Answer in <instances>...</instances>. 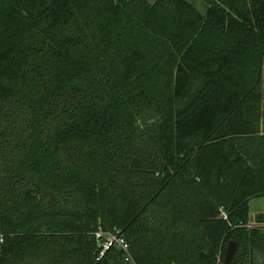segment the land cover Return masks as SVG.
I'll return each instance as SVG.
<instances>
[{"label": "trees", "instance_id": "16d2710c", "mask_svg": "<svg viewBox=\"0 0 264 264\" xmlns=\"http://www.w3.org/2000/svg\"><path fill=\"white\" fill-rule=\"evenodd\" d=\"M202 1L0 0V264H264V0Z\"/></svg>", "mask_w": 264, "mask_h": 264}, {"label": "built area", "instance_id": "2783aa9c", "mask_svg": "<svg viewBox=\"0 0 264 264\" xmlns=\"http://www.w3.org/2000/svg\"><path fill=\"white\" fill-rule=\"evenodd\" d=\"M97 239L100 241V256L98 260H101L106 253L112 249L113 247H119L121 248L126 254V261L131 262V256L129 254V244L126 241V239L121 236L120 232H112L105 234L101 230L97 232ZM3 237H1L0 241L3 242Z\"/></svg>", "mask_w": 264, "mask_h": 264}, {"label": "crops", "instance_id": "0c3cea01", "mask_svg": "<svg viewBox=\"0 0 264 264\" xmlns=\"http://www.w3.org/2000/svg\"><path fill=\"white\" fill-rule=\"evenodd\" d=\"M147 1L155 2L156 0H147ZM250 213H251V216H256L258 214H264V197L253 199L250 202Z\"/></svg>", "mask_w": 264, "mask_h": 264}, {"label": "water", "instance_id": "95a60500", "mask_svg": "<svg viewBox=\"0 0 264 264\" xmlns=\"http://www.w3.org/2000/svg\"><path fill=\"white\" fill-rule=\"evenodd\" d=\"M237 243L236 242H230L228 247H227V251H226V255H225V260H224V264H233V260L234 257L236 255L237 252Z\"/></svg>", "mask_w": 264, "mask_h": 264}, {"label": "rangeland", "instance_id": "374dc122", "mask_svg": "<svg viewBox=\"0 0 264 264\" xmlns=\"http://www.w3.org/2000/svg\"><path fill=\"white\" fill-rule=\"evenodd\" d=\"M189 1V0H188ZM190 2L202 13H205V4L202 0H190Z\"/></svg>", "mask_w": 264, "mask_h": 264}]
</instances>
